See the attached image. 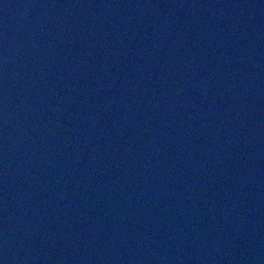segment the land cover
<instances>
[{"label":"water","instance_id":"1","mask_svg":"<svg viewBox=\"0 0 264 264\" xmlns=\"http://www.w3.org/2000/svg\"><path fill=\"white\" fill-rule=\"evenodd\" d=\"M0 264H264V0H0Z\"/></svg>","mask_w":264,"mask_h":264}]
</instances>
